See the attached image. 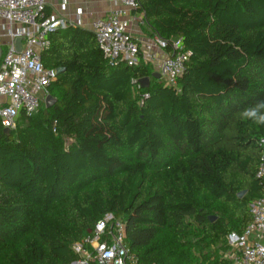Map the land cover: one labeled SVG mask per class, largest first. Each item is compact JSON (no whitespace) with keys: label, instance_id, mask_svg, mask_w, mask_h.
<instances>
[{"label":"trees","instance_id":"1","mask_svg":"<svg viewBox=\"0 0 264 264\" xmlns=\"http://www.w3.org/2000/svg\"><path fill=\"white\" fill-rule=\"evenodd\" d=\"M139 3L192 52L183 76L164 86L149 63L110 66L87 29L50 33L56 102L9 134L0 121V264H72L107 215L143 264H232L227 236L264 195V126L237 116L264 100V0Z\"/></svg>","mask_w":264,"mask_h":264},{"label":"built area","instance_id":"2","mask_svg":"<svg viewBox=\"0 0 264 264\" xmlns=\"http://www.w3.org/2000/svg\"><path fill=\"white\" fill-rule=\"evenodd\" d=\"M87 0H0V121L3 128L16 130L22 114H35L57 80L58 70L46 67L42 54L50 47V33L58 29L80 27L91 31L110 66H138L149 63L160 74L159 81L168 87L177 85L192 52L183 39L163 38L153 33L141 46L131 31V22L146 25L139 0H114L115 5L93 15L84 26L82 3ZM77 3L75 8L70 7ZM48 12V16L46 15ZM138 13V15H134ZM5 38V40H1ZM21 38V50L16 39ZM166 52L157 62L156 51ZM137 91L139 80L133 79ZM147 97V95H145ZM259 143L264 145V138ZM257 177L264 183V161ZM251 222L243 232L227 236L229 249L223 256L232 264H264V195L249 204ZM72 249L77 259L72 264H143L127 244L126 222L107 215L100 219Z\"/></svg>","mask_w":264,"mask_h":264},{"label":"rangeland","instance_id":"3","mask_svg":"<svg viewBox=\"0 0 264 264\" xmlns=\"http://www.w3.org/2000/svg\"><path fill=\"white\" fill-rule=\"evenodd\" d=\"M77 3L72 4L70 7L75 8ZM115 5L114 0H87L82 3V7L85 12L89 15L85 17L84 26L88 28L90 26V20L93 15H97L98 13L110 8ZM138 27H143V25L137 21ZM1 40H5V38H1Z\"/></svg>","mask_w":264,"mask_h":264},{"label":"clouds","instance_id":"4","mask_svg":"<svg viewBox=\"0 0 264 264\" xmlns=\"http://www.w3.org/2000/svg\"><path fill=\"white\" fill-rule=\"evenodd\" d=\"M237 116L243 121H249L258 126H264V100L245 107L237 113Z\"/></svg>","mask_w":264,"mask_h":264},{"label":"water","instance_id":"5","mask_svg":"<svg viewBox=\"0 0 264 264\" xmlns=\"http://www.w3.org/2000/svg\"><path fill=\"white\" fill-rule=\"evenodd\" d=\"M21 43H22L21 38L16 39V49H17L18 51L21 50ZM2 53H3V50H2V48L0 47V59H1V57H2ZM152 76H153L154 78H157V79L160 78V74H159L158 72H154V73L152 74ZM139 83H140V85H141L142 88H147V87L150 85V77L140 78V79H139ZM55 102H56V98H54L52 95H48V96L46 97V100H45V106H46L47 108H50V107H52V106L54 105ZM4 132L7 133V134H9V133H10V130L7 129V128H4ZM246 193H247L246 190L241 191V192L238 193V197H239V198H242ZM210 219H211V220H215V217H214V216H210Z\"/></svg>","mask_w":264,"mask_h":264},{"label":"crops","instance_id":"6","mask_svg":"<svg viewBox=\"0 0 264 264\" xmlns=\"http://www.w3.org/2000/svg\"><path fill=\"white\" fill-rule=\"evenodd\" d=\"M134 15H138V13ZM131 31L134 33L135 37L137 38L141 46H144L150 39L151 32L147 27V25H143V27L140 28L138 27L137 22L133 21L131 22ZM165 56H166L165 51H161V50L156 51L157 62L162 60ZM261 241L264 244V236L262 237Z\"/></svg>","mask_w":264,"mask_h":264}]
</instances>
